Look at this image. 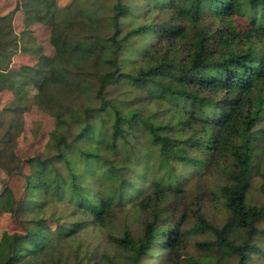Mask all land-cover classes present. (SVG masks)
I'll list each match as a JSON object with an SVG mask.
<instances>
[{"label":"trees","instance_id":"1","mask_svg":"<svg viewBox=\"0 0 264 264\" xmlns=\"http://www.w3.org/2000/svg\"><path fill=\"white\" fill-rule=\"evenodd\" d=\"M18 10L51 26L55 55L16 70L13 57L36 49L14 31ZM122 85L165 110L124 113ZM6 90L15 101L0 112V168L25 187L20 198L10 187L0 192V217L13 213L23 231L3 234L0 264H61L65 246L92 228L128 255L107 264L158 258L160 237L161 264H206L191 257L194 238L200 252L239 264L260 254L264 264V0H117L107 8L23 0L0 16ZM30 106L56 126L44 151L23 160V123L14 119ZM139 126L152 144L144 154L131 139ZM213 175L214 191L204 182ZM213 198L229 213L225 225L207 217ZM93 260L85 252L72 264Z\"/></svg>","mask_w":264,"mask_h":264},{"label":"rangeland","instance_id":"2","mask_svg":"<svg viewBox=\"0 0 264 264\" xmlns=\"http://www.w3.org/2000/svg\"><path fill=\"white\" fill-rule=\"evenodd\" d=\"M57 5L60 8H65L74 2H79L81 0H56ZM88 1V0H86ZM94 1V0H90ZM128 0H124L127 2ZM23 0H0V16H6L13 11L20 8ZM117 3V0H99L100 8L111 7L113 4ZM51 26L42 23H30L26 20V13L23 10H18L14 17V31L19 35V39H24L25 42H30L35 44L36 49L29 50V52H21L13 57L12 69H20L23 66L33 67L40 59L43 54L48 57H53L55 55V48L51 43ZM30 95L34 94V89L29 88ZM120 93H122V100L125 101L122 104V110L124 113H129L132 109H139L141 112L147 116L151 115L154 117L160 112L165 110V105L161 104L159 101L149 97L147 92H143L134 87L128 85H122L120 87ZM140 102H135V100H140ZM15 94L12 91L6 90L0 93V112L3 111L8 105L14 103ZM20 117L23 123V129L20 137L17 140L16 154L23 160L29 157H34L37 154L44 151L51 132L55 129L56 120L48 115L47 113L39 110L36 106H30L29 109L21 112ZM13 114H9L8 118L11 119ZM3 132V131H1ZM133 137L132 141H140L135 145L141 154L146 153L150 148H152L151 139L149 135L144 132L143 127L139 126L132 131ZM137 138V140H135ZM25 172L29 173V166L25 165ZM212 191H214L218 184L220 183V177L218 175H213L208 177L205 181ZM194 182H190L189 185L192 186ZM10 187L14 192L16 198H20L23 194L25 187V181L19 176H10L5 173L3 169L0 168V192L5 188ZM214 200V201H213ZM213 200H208L206 202L207 207V217L214 223L225 225L229 213L220 201L213 198ZM213 201V202H212ZM173 213H166L164 218H171L173 222L175 221V216ZM180 217V213L176 216ZM194 218V217H193ZM117 226L123 229L124 223L122 220H117ZM138 228V224L132 225L135 232ZM7 232L9 234L22 233L21 227L18 225L13 213H4L0 217V239L3 234ZM160 239H158L157 247L153 249V254L159 255L158 258H151L146 261V264H161L165 259L167 253V248L160 250ZM198 238H194V248L190 247L191 257L204 259L206 264H239L240 259L237 256L229 257L219 252L217 250L213 251H199L195 246V241ZM62 250L64 260L61 264H72L76 259H81L84 257L85 252L91 254L93 257L94 264H107L108 257H114L117 262L126 263L128 259L127 253L125 254L122 250L115 246L109 245L102 230L97 228H92L89 232H84L81 234L79 239L76 241H70L65 248ZM260 254H253L255 262L250 264H260L259 261ZM190 264V263H189Z\"/></svg>","mask_w":264,"mask_h":264}]
</instances>
